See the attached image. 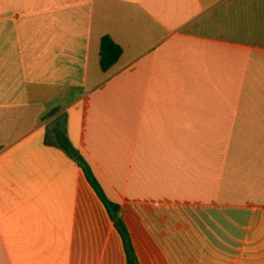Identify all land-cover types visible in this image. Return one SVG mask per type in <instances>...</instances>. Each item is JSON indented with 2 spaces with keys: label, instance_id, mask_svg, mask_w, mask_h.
<instances>
[{
  "label": "crops",
  "instance_id": "crops-1",
  "mask_svg": "<svg viewBox=\"0 0 264 264\" xmlns=\"http://www.w3.org/2000/svg\"><path fill=\"white\" fill-rule=\"evenodd\" d=\"M123 49L107 71L101 41ZM264 0H0V264H264Z\"/></svg>",
  "mask_w": 264,
  "mask_h": 264
},
{
  "label": "trees",
  "instance_id": "trees-1",
  "mask_svg": "<svg viewBox=\"0 0 264 264\" xmlns=\"http://www.w3.org/2000/svg\"><path fill=\"white\" fill-rule=\"evenodd\" d=\"M123 49L118 45L114 40L109 36H104L101 41V67L104 71L109 70L121 57ZM46 143L49 145H56L64 150H66L74 159H76L80 165L83 167L88 179L94 188L98 191L105 204L112 211L115 210L120 213V207L116 203L109 201L102 188L100 187L99 182L95 178L90 166L84 160V158L78 153L74 148L67 132L59 127H54L53 129L48 130L46 135ZM116 226L120 233L122 234L126 246L128 248L129 264H137L135 257V250L131 242V235L129 229L122 216H118L117 219H114Z\"/></svg>",
  "mask_w": 264,
  "mask_h": 264
},
{
  "label": "water",
  "instance_id": "water-1",
  "mask_svg": "<svg viewBox=\"0 0 264 264\" xmlns=\"http://www.w3.org/2000/svg\"><path fill=\"white\" fill-rule=\"evenodd\" d=\"M112 215H113L114 219H117L119 216L118 212H116L115 210L112 211Z\"/></svg>",
  "mask_w": 264,
  "mask_h": 264
},
{
  "label": "rangeland",
  "instance_id": "rangeland-1",
  "mask_svg": "<svg viewBox=\"0 0 264 264\" xmlns=\"http://www.w3.org/2000/svg\"><path fill=\"white\" fill-rule=\"evenodd\" d=\"M263 42H264V38H263ZM264 44V43H263Z\"/></svg>",
  "mask_w": 264,
  "mask_h": 264
}]
</instances>
